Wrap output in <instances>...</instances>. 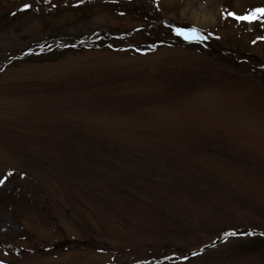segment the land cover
I'll use <instances>...</instances> for the list:
<instances>
[{
  "label": "rangeland",
  "instance_id": "1",
  "mask_svg": "<svg viewBox=\"0 0 264 264\" xmlns=\"http://www.w3.org/2000/svg\"><path fill=\"white\" fill-rule=\"evenodd\" d=\"M258 9L0 0V264H264Z\"/></svg>",
  "mask_w": 264,
  "mask_h": 264
},
{
  "label": "snow or ice",
  "instance_id": "2",
  "mask_svg": "<svg viewBox=\"0 0 264 264\" xmlns=\"http://www.w3.org/2000/svg\"><path fill=\"white\" fill-rule=\"evenodd\" d=\"M29 7H31L30 5H25V8L27 9V8H29ZM258 12H260V13H262V14H264V9H258L257 10ZM233 16H235V18H237V19H239V20H247V19H251L252 17H249V16H236V14H232ZM195 30H193V32H194ZM3 183V181L2 180H0V184H2ZM232 235H234L235 233H231Z\"/></svg>",
  "mask_w": 264,
  "mask_h": 264
}]
</instances>
